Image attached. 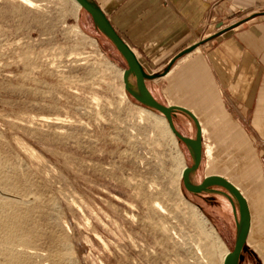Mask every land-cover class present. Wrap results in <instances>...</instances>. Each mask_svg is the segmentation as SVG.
Instances as JSON below:
<instances>
[{"label":"rangeland","instance_id":"374dc122","mask_svg":"<svg viewBox=\"0 0 264 264\" xmlns=\"http://www.w3.org/2000/svg\"><path fill=\"white\" fill-rule=\"evenodd\" d=\"M29 1L0 0V264H224L238 203L185 189L192 150L125 90L128 64L85 10ZM204 147L193 184L237 180L253 149ZM258 243L240 264H264Z\"/></svg>","mask_w":264,"mask_h":264},{"label":"crops","instance_id":"0c3cea01","mask_svg":"<svg viewBox=\"0 0 264 264\" xmlns=\"http://www.w3.org/2000/svg\"><path fill=\"white\" fill-rule=\"evenodd\" d=\"M91 1L154 76L147 81L154 98L195 115L203 147L215 142L223 151L250 140L253 149L245 153L237 180L209 175L241 189L252 217L248 242L260 239L264 247V0ZM83 18L98 28L87 12ZM173 119L180 133L197 137L194 119L181 111ZM213 146L210 168L217 159Z\"/></svg>","mask_w":264,"mask_h":264},{"label":"water","instance_id":"95a60500","mask_svg":"<svg viewBox=\"0 0 264 264\" xmlns=\"http://www.w3.org/2000/svg\"><path fill=\"white\" fill-rule=\"evenodd\" d=\"M74 1H76L77 4L92 17V20L95 22L99 30L111 40L116 49H118L119 53H121L125 62L128 64V68L123 71L124 86L126 91L129 92L134 100L143 106L160 113V115H162L164 119L167 120L171 133L174 134V136L179 141L183 142L188 148L192 150L194 164L191 167H186L182 173L185 189L194 194H202L204 192H221L215 190V188H220L222 190L225 189L228 192H225V194H227L231 200L233 198L236 203H238L240 218L238 224V237L234 250L229 252V254L226 256L224 259V264H240V262L244 260L243 250L246 247L245 245L247 244V240L251 233L250 230L252 226V217L250 206L241 189L237 188L226 177L219 175H209L200 184H193L191 182V175L201 167L203 162L202 159L204 147L202 142V129L198 119H196L195 115L184 107L167 106L159 103L154 98L151 91H149L147 88V81L154 78V76L147 75L145 73L142 64L138 61L136 53L133 52V50L130 49L127 43L123 40V38L116 33L111 22L107 19L102 10L91 0ZM195 49V47H192L179 57L191 53V51ZM131 77L135 78L136 80L135 90H133L130 85ZM179 111L187 114L191 119H194L198 133L196 138L191 139L177 130L174 123L173 114Z\"/></svg>","mask_w":264,"mask_h":264},{"label":"bare ground","instance_id":"6f19581e","mask_svg":"<svg viewBox=\"0 0 264 264\" xmlns=\"http://www.w3.org/2000/svg\"><path fill=\"white\" fill-rule=\"evenodd\" d=\"M20 1H22V2H25L26 4L28 3V4H31V2L29 1V0H20ZM75 3H76V5H77V7L78 8H81L78 4H77V2L76 1H74ZM198 49H200V47L198 48ZM199 51V50H198ZM123 78V77H122ZM130 85H131V88L133 89V90H135L136 89V80H135V78H133V77H131V80H130ZM126 90V89H125ZM158 118L160 119V120H162L163 122H164V124H165V122L167 123V130H169V132L171 133V131H170V129H169V125H168V122L164 119V117L162 116V115H159L158 116ZM163 125V124H162ZM165 126V125H164ZM172 134V133H171ZM174 135V134H173ZM175 137V136H174ZM175 139V138H174ZM214 147V146H213ZM206 154H207V156L209 157V161H210V165L213 163V160H214V154H213V148L210 146H208V149H207V152H206ZM216 162V161H215ZM215 165V164H214ZM184 171V170H183ZM183 173V172H182ZM219 246L220 247H222V248H225L224 247V244L220 241V243H219ZM229 253H226V255H225V258H226V256L228 255Z\"/></svg>","mask_w":264,"mask_h":264}]
</instances>
